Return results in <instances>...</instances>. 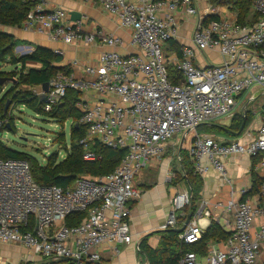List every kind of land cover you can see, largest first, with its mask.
Segmentation results:
<instances>
[{"label": "built area", "instance_id": "built-area-1", "mask_svg": "<svg viewBox=\"0 0 264 264\" xmlns=\"http://www.w3.org/2000/svg\"><path fill=\"white\" fill-rule=\"evenodd\" d=\"M97 1L130 32V43L137 50L129 54L103 51L93 63L81 66L80 75L57 73L48 81L46 91L39 87L33 92L40 96L45 111L57 106L68 90L79 92L74 106L80 113L76 125L85 129L80 143L85 147L97 140L112 149H126L124 156L112 172L79 176L67 189L35 183L25 160L0 158V243L21 244L43 264L97 263L101 248L109 244L133 243L138 250L140 241H132L129 229L128 205L140 196L134 185L136 174L162 154L174 135L182 134L184 139L200 125L230 118L241 93L256 87L242 106L243 115L247 104L256 100V92L264 95V0H254L256 20L243 25L237 23L235 12L232 17H218L219 6L214 3L208 4L207 15L202 16L194 0ZM184 16L197 19L191 44L181 46L178 54L169 41L178 38ZM66 18L64 9H48L39 1L21 26L67 44L83 41L116 47L123 42L101 30L85 32L81 20L68 23ZM206 50L216 51L220 62L195 64L196 55ZM54 52L62 54L59 49ZM169 67L180 74L179 82H172ZM4 122L0 119V129ZM240 135V139L221 142L212 135L195 133L187 142L194 172L202 174L212 168L228 181L223 158L231 154L258 157L256 164L264 169V108L255 134L243 131ZM83 159L93 161L96 155L88 148ZM245 193L246 189L239 190V194ZM191 198L189 189L174 192L162 228L175 226L178 212L190 205ZM207 205L203 201L191 216L177 234L179 241L191 244L201 238L209 225ZM217 206L231 217L229 236L208 245L205 256L187 252L176 264H260L264 180L255 200L230 195ZM82 211L85 217L79 224H65L69 214Z\"/></svg>", "mask_w": 264, "mask_h": 264}, {"label": "crops", "instance_id": "crops-1", "mask_svg": "<svg viewBox=\"0 0 264 264\" xmlns=\"http://www.w3.org/2000/svg\"><path fill=\"white\" fill-rule=\"evenodd\" d=\"M40 1L44 3L45 8L54 9L60 7L64 9L67 16L66 21L68 23L81 20V27L85 32L101 30L120 37L123 42L116 47H109L102 43L89 45L85 44L83 41L67 44L61 40L51 39L46 35L24 30L22 26H0L1 31L11 33L15 38L26 42L27 44H23V48L32 49L34 46H42L52 51L59 49L62 51V54L59 56V62L57 65L66 66L70 71H73L78 75L82 73V65L93 63L103 51L114 50L120 54H129L137 50L135 45L130 43V32L127 29H122L118 25L119 23L115 17H112L103 11L97 0H92L90 3L84 2L83 0ZM194 2L200 14L206 16L208 4L211 3L208 2V0H194ZM214 5L216 4L214 3ZM218 8L220 10V12L217 13L218 17L219 15H228L232 17L235 12L233 9H226L225 6H219ZM209 16L212 15L209 14ZM196 19V16H184L180 20L178 38L175 40L180 47L189 46L191 44L190 34L193 30ZM220 60L218 53L214 50H206L201 55H196L194 58L195 64L199 65L218 63ZM74 62L77 64L73 66L72 64ZM29 65H32V63H29ZM35 88L38 89L39 87ZM245 104L246 102H243L241 105L243 106ZM242 106H240V109L237 111L232 110V116L238 111L242 113ZM253 110L254 109L251 110L250 119L254 115ZM232 116L228 118L229 121L227 123H223V125L219 126H227L230 123ZM259 124L260 115L250 128L243 131L251 132L254 135ZM212 136L216 137L219 141L230 142L240 139L241 135L225 137L224 135L217 133L212 134ZM182 139L183 135H174L169 140L168 145L176 143L177 148H172L170 151L168 149L162 159L152 158L134 178V185L140 191V196L128 204L130 208L129 229L133 242H138L142 238H145L151 247H157L161 237L160 231L164 229L162 226L165 224L169 213V205L172 195L178 189L190 190V185L185 179V168L181 162L180 146ZM253 159L255 158L246 154H231L224 157L223 160L226 164L225 175L228 181H225V179L217 174L212 168H209L207 171L200 174L202 183L199 191V200L197 201V210L200 209L203 201L208 202L207 208L210 211L208 217L209 223L211 220L216 221L224 230L228 231L232 227L231 217L227 218L222 212V209L217 206V203H224L230 195H233L236 199L248 200H255L258 197L260 187L258 193L251 190L252 177L264 180V169L258 167L256 164L258 157L255 162ZM176 176H179V180L176 179ZM240 189H246V193L243 195L239 194ZM182 213L183 211H179L178 215H182ZM257 223L258 222L254 224L253 231L257 229ZM214 243L219 244L220 242L210 240L207 243V247ZM16 245L18 244L0 243V248L2 249L0 250V253H5V251L9 252L8 247ZM115 248L117 249L116 251ZM136 251L138 250L134 248L133 243L105 245L101 248L99 264H137ZM19 254H25L23 248L20 249ZM27 255H25L27 257L26 260H28L30 264H43L37 257L31 256V254ZM259 263L264 264V241L260 249ZM15 264L18 263L16 262Z\"/></svg>", "mask_w": 264, "mask_h": 264}, {"label": "trees", "instance_id": "trees-1", "mask_svg": "<svg viewBox=\"0 0 264 264\" xmlns=\"http://www.w3.org/2000/svg\"><path fill=\"white\" fill-rule=\"evenodd\" d=\"M39 1L40 0H0V26H21V23L25 20L31 8ZM210 1L215 2V4L219 6L226 5L233 9L236 13V21L239 24H249L256 20V15L252 11L254 0ZM23 44L27 43L15 38L11 33L0 30V58L9 55L10 63L19 67L17 69L18 78H9L8 80L11 85L3 92L2 100L0 101V119L4 120L7 115L4 101L9 98L10 102L15 106L23 105L27 109L43 116L54 119L71 118L73 120V124L70 125L71 141L69 150L64 159L57 161V155L53 153L47 157L46 164L43 165L32 155L12 149L5 145L0 139V158L25 160L29 165L30 173L35 183L43 186L56 185L63 189L72 187L75 179L79 176L89 175L96 177L112 172L124 156L126 149H112L94 140L89 143V150L96 155V159L93 161H86L83 159L84 145L80 143V140L85 137V129L80 124L75 127L80 113L74 106L80 93L68 90L63 100L57 106L49 111H45L40 96L36 95L31 90L35 87L43 88V85L48 83L57 73L68 74L70 69L66 66L57 65L60 55L42 46H34L30 52L23 55H13L11 53L16 46ZM169 46L180 54V45L177 42L169 41ZM29 63H32V65H29ZM168 70L172 82H179L180 74L171 67H169ZM2 76L3 74L0 71V80H2ZM242 96L243 93H241L238 98ZM249 112L250 111L246 110L244 115L235 112L230 123L227 126H222L226 129L221 126L209 124L210 129L225 137H231L233 135L230 132L239 129L243 118H245V127L248 125L250 121ZM6 123H8V120H6L1 127L0 134L9 126V123L5 125ZM195 133L196 132L187 133L180 146L181 162L185 168V179L188 181L192 193L190 205L185 206L181 210L183 211L181 216L177 214L174 227L165 228L160 231L161 237L157 247H151L145 238L140 240L138 252L143 255L144 263L176 264L187 252H193L199 257H203L207 253L208 241H223L229 236V232L224 230L213 220L210 221L209 225L202 233L201 238L191 244L179 241L177 239L178 233L174 231V228L183 225L187 214L193 216L198 208L197 201L199 200L202 178L199 173L194 172L195 167L192 156L189 155L188 151L183 152V146L186 145L189 140L193 139ZM253 158H255L253 159L255 162L257 157L253 156ZM176 179L179 180V176H176ZM262 181L263 179L252 177L251 190L258 193ZM84 217V211L69 214L65 218V224L69 226L79 224ZM90 264H99V262Z\"/></svg>", "mask_w": 264, "mask_h": 264}, {"label": "rangeland", "instance_id": "rangeland-1", "mask_svg": "<svg viewBox=\"0 0 264 264\" xmlns=\"http://www.w3.org/2000/svg\"><path fill=\"white\" fill-rule=\"evenodd\" d=\"M208 2L215 3L211 2L210 0H208ZM17 47L18 46H16L12 50L11 53L13 55H21L22 53L26 52V49H28L23 47L18 49ZM18 68L19 67L10 63L9 55L4 58H0V71L3 74L2 80L0 82V101L2 100L3 92L7 90L11 85L8 79L11 77L15 79L18 78ZM255 88L256 87H252L251 89L247 90L243 94V96L237 101L238 103H236L233 110H239V107L242 106L241 104L247 101V97L252 94V90H254ZM33 89L31 90L34 91ZM255 95L257 97L256 100L251 104H247V109L248 111H250L249 115H251L250 113L252 109H254V115L248 122V125L246 126L247 128H245L244 130H247L252 126V124L256 121V119L260 115V112L264 108V95H262L260 91L256 92ZM7 101L8 104L5 108L7 115L5 119L8 120L9 126L6 127V130L2 131L0 134V139L3 141V143L12 149L20 150L32 155L39 163L43 165L46 164L47 157L53 153L57 155V161H61V159H64L67 151L69 150V145L71 141L70 125L73 124V120L71 118L54 119L48 116L37 114L27 109L23 105L15 106L13 103L10 102L9 98L4 101V106H6ZM5 119L4 121H6ZM228 121V117H222L215 120L211 124L219 126L223 125V123H227ZM8 123L6 124L8 125ZM210 125H201L195 130V132L200 135L217 134L210 129ZM90 142L91 141H89L84 147V152L86 151V149L89 148L88 145ZM172 148L176 149L177 144H167L164 151L158 158L162 159L165 152L168 149L170 151V149ZM188 149V144L183 146V152H187ZM8 248L9 252L5 251V253H0V264H15L16 262L18 264H30V262L26 260L27 257L25 256L27 254L29 255L30 253L25 246L18 244L16 246H11ZM22 248L24 249L25 254L20 255L19 251ZM0 250L2 249L0 248ZM136 263L145 264L143 255L140 254L138 251H136Z\"/></svg>", "mask_w": 264, "mask_h": 264}, {"label": "water", "instance_id": "water-1", "mask_svg": "<svg viewBox=\"0 0 264 264\" xmlns=\"http://www.w3.org/2000/svg\"><path fill=\"white\" fill-rule=\"evenodd\" d=\"M0 82H1V80H0ZM47 87H48V83H45V84L43 85V88H42L43 91H46V90H47ZM7 104H8V101H7V103H6L5 108L7 107ZM76 126H77V125L75 124V127H76ZM221 127H222V126H221ZM244 127H245V118L242 119V122H241V125H240L239 129H238L237 131H231L230 133H231L233 136H239L240 133L242 132V130L244 129ZM222 128H224V127H222ZM224 129H226V128H224ZM190 219H191V214H187V215H186V218H185V221H184V223H183V225H182L181 227L174 228V231L177 232V233L181 232V231L186 227V225L189 223Z\"/></svg>", "mask_w": 264, "mask_h": 264}]
</instances>
